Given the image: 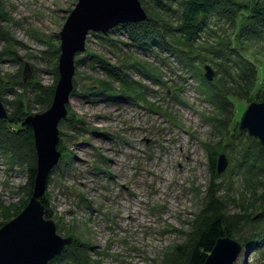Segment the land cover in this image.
<instances>
[{"label": "rangeland", "instance_id": "374dc122", "mask_svg": "<svg viewBox=\"0 0 264 264\" xmlns=\"http://www.w3.org/2000/svg\"><path fill=\"white\" fill-rule=\"evenodd\" d=\"M231 1L247 7L233 24L209 13L192 36L167 35L182 55L161 45L143 50L120 30L87 35L85 49L74 56L73 89L58 124L60 158L44 191L46 215L60 236L73 239L70 252L84 249L75 261L59 264H185L177 247L186 250L192 222L210 192L228 214H251L234 237L243 245L234 264H264L263 145L239 128L247 106L264 101V87L236 98L227 126L211 96L230 85L245 93L249 82L241 81L251 67L242 65L243 57L257 67L255 87L264 83V30L241 31L249 9L264 7V0ZM76 3L0 0L5 121L50 106L54 92L48 103L41 87L55 89L59 32ZM162 3L161 16L177 28L182 5ZM206 65L211 80L204 76ZM108 67L117 68L133 92ZM1 123L0 132L6 130ZM14 151L0 145V227L27 196L29 155L26 148ZM221 155L227 163L218 173Z\"/></svg>", "mask_w": 264, "mask_h": 264}, {"label": "water", "instance_id": "95a60500", "mask_svg": "<svg viewBox=\"0 0 264 264\" xmlns=\"http://www.w3.org/2000/svg\"><path fill=\"white\" fill-rule=\"evenodd\" d=\"M146 18L147 13L140 0H77L67 16L59 32V78L52 102L45 111L24 119L33 133L36 172L26 205L0 227V264H50L56 255L72 244V237H62L57 233L56 224L46 215L40 198L50 172L60 158L57 150L58 124L66 117V105L73 89L74 56L85 49L89 33H107L118 25L141 22ZM205 70L204 76L211 80V68L206 65ZM7 116L0 100V120ZM239 128L256 137L264 146V101L252 102L247 106L239 120ZM226 163L221 155L218 173L224 170ZM242 247V243L234 238H219L203 264H234Z\"/></svg>", "mask_w": 264, "mask_h": 264}, {"label": "trees", "instance_id": "16d2710c", "mask_svg": "<svg viewBox=\"0 0 264 264\" xmlns=\"http://www.w3.org/2000/svg\"><path fill=\"white\" fill-rule=\"evenodd\" d=\"M143 5L147 18L144 21L136 23H126L118 25L112 29V31L125 32L128 38L133 42L135 46L148 49L152 46H162V48H169L171 52L182 55V52H178L175 47L170 43V40L166 39L167 35H173L179 32L185 36H192L201 27V23L206 22L209 13H215L218 17L225 18L230 21L231 24L236 22L238 17L242 14V11L247 10L245 5H239L231 0H179L180 6L182 5V12L180 19L176 22L179 23L177 28L170 26V23L161 16V10L163 9V0H140ZM164 10V9H163ZM248 21V22H247ZM176 30V31H174ZM264 30V7L258 9H249V13L246 17V23L241 27V31L250 35H256ZM231 49V48H229ZM232 50V49H231ZM185 55V54H184ZM241 56V54H240ZM247 65L250 68V73L245 76L241 83L249 82V86L245 93H241L234 86L226 87L225 89H214L211 93L212 103L217 107L224 115L226 126L229 121H232L235 117V100L237 97H244L247 93L263 90L264 83L260 81V85L255 87L257 79V67L253 65L250 59L243 57ZM248 67L247 70L249 69ZM109 74L114 76L123 85H126L125 89L130 93L133 92L132 86L124 81V78L117 72V68L108 67ZM246 70V69H245ZM58 72V69L56 68ZM259 77V76H258ZM207 84H210L207 82ZM240 86L239 83H236ZM255 84V85H254ZM216 86L215 84H213ZM42 90L47 91L48 103L52 98L54 92L53 87H45ZM250 91V92H249ZM19 110V109H18ZM15 117L10 116L8 121L1 120L5 123V131L0 132V145L6 149H11L14 152L20 151L22 148H26L29 155V164L26 168V179L23 187L26 193V199L22 201L21 206L16 210L17 215L21 209L26 205L33 188L34 176L36 172V152L33 140L26 142L27 147H22L25 140L33 136L32 129L29 125L24 123L25 115L15 113ZM14 116V115H13ZM4 123H1L4 125ZM11 126L13 129H11ZM15 127V129H14ZM260 156L264 163V146L260 147ZM215 157L210 158V172L214 173L215 170ZM53 170V169H52ZM51 173V172H50ZM50 180V175L47 180V184ZM47 186V185H46ZM45 210H47L48 201L45 198V193L40 198ZM264 210V209H263ZM264 214V211L263 213ZM251 214L242 212L240 214H228L224 206H222L220 199H218L212 192L208 194L207 202L204 207L196 215V218L192 222V231L188 239V245L184 250V244L178 245L177 249L184 253L185 264H203L208 254L213 249L216 240L223 237L234 238L241 233V230L247 225V222L252 220ZM13 216V217H14ZM245 216L247 218H245ZM12 217V218H13ZM257 222L260 218L256 219ZM240 232V233H239ZM257 241L263 239V236L255 234L253 235ZM251 237V238H253ZM253 238V239H254ZM79 247L74 252H70L69 247H65L64 250L56 255L50 264H59L65 260H73L80 258L79 254L84 250Z\"/></svg>", "mask_w": 264, "mask_h": 264}, {"label": "built area", "instance_id": "2783aa9c", "mask_svg": "<svg viewBox=\"0 0 264 264\" xmlns=\"http://www.w3.org/2000/svg\"><path fill=\"white\" fill-rule=\"evenodd\" d=\"M26 176V175H25ZM25 179H26V177H25Z\"/></svg>", "mask_w": 264, "mask_h": 264}, {"label": "bare ground", "instance_id": "6f19581e", "mask_svg": "<svg viewBox=\"0 0 264 264\" xmlns=\"http://www.w3.org/2000/svg\"><path fill=\"white\" fill-rule=\"evenodd\" d=\"M26 177V176H25Z\"/></svg>", "mask_w": 264, "mask_h": 264}]
</instances>
